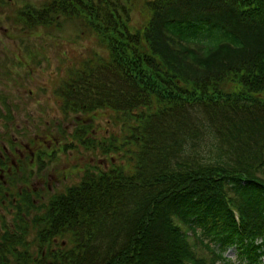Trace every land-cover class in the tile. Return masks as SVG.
<instances>
[{
    "label": "trees",
    "instance_id": "16d2710c",
    "mask_svg": "<svg viewBox=\"0 0 264 264\" xmlns=\"http://www.w3.org/2000/svg\"><path fill=\"white\" fill-rule=\"evenodd\" d=\"M46 1H10L12 20L29 31L76 18L110 50L70 79L63 110L110 113L122 127L96 137L110 161L96 165V184L33 217L38 249H18L27 229L1 232L12 241L0 264H230L229 249L264 264V0H148L137 31L118 0ZM26 191L10 192L29 209L22 225Z\"/></svg>",
    "mask_w": 264,
    "mask_h": 264
},
{
    "label": "rangeland",
    "instance_id": "374dc122",
    "mask_svg": "<svg viewBox=\"0 0 264 264\" xmlns=\"http://www.w3.org/2000/svg\"><path fill=\"white\" fill-rule=\"evenodd\" d=\"M10 1L13 2V0H5V3L0 5V106L4 111H8L7 105H4L7 103L11 110L4 112L7 115L5 117L0 115V145H5L9 152L11 138L16 142V147H21L22 143L26 144L28 141H35L36 136L46 137V140L50 141L48 135L52 131L58 133L60 126L67 130L69 144L75 145L73 148L75 150L71 153L79 157V162L75 159L71 161L81 164L82 169L85 170L93 156L96 165L108 167L110 165L108 156L103 155L99 149L96 151V148L93 150L92 147L91 149L83 147L80 141L73 139V135L77 131L78 124L86 125L92 129L89 137L96 141V137L105 138L113 132L120 133L122 126H114L109 121L110 113H98L96 116V112L90 114L82 111L65 115L60 105L62 94L67 93L66 81L73 79L83 69L85 62H90L91 58L95 61L100 57L108 58L109 48L95 30L84 33L79 28L80 20L76 18L62 25L63 28L40 25L37 29L24 31L22 24L12 20L14 16H18L19 10L12 6ZM33 1L35 6L40 8L46 0ZM147 1L118 0V3L126 7L130 17L129 29L137 31L149 22L152 10L147 5ZM21 6L23 9L20 10H29L26 5ZM118 9L120 12L123 10L121 5ZM82 150L88 151H84L88 154L86 160L81 157ZM67 159L68 157L63 155L62 160L50 167L51 171L54 172L57 168L56 173L61 174ZM115 161L120 162L116 159ZM84 172H79V175ZM38 180L37 177L36 190L45 192L42 195L44 196L42 202H47L49 196L52 197L55 192L62 191L66 185L65 182H56L52 191L46 192V187H42ZM68 184H72V181H68ZM45 185H48L47 182ZM37 214L38 210L32 212L34 217ZM13 221H18L13 207L7 201H0V234L1 227L11 226ZM29 229L25 234L24 244L18 248L22 250L29 247V250L34 251L38 249L37 244L34 243L38 232L33 226L30 228V222ZM190 239L194 243L193 237ZM70 247L69 244L65 247V251ZM194 247L199 256L210 257L200 245ZM225 256L231 261L230 264H244L239 262L234 249L225 252Z\"/></svg>",
    "mask_w": 264,
    "mask_h": 264
},
{
    "label": "flooded vegetation",
    "instance_id": "af4514ba",
    "mask_svg": "<svg viewBox=\"0 0 264 264\" xmlns=\"http://www.w3.org/2000/svg\"><path fill=\"white\" fill-rule=\"evenodd\" d=\"M66 83L68 86L69 81H66ZM68 87L70 88V85ZM72 89L75 90L76 88H72ZM66 95L67 94L65 93L62 96L61 105H60L61 108L63 107V104L65 103ZM6 105L8 107L7 110L11 112L10 105L7 103ZM61 110L65 115L70 114L67 111H64L63 108ZM8 111H4V112H8ZM78 112H82V110ZM72 113H76V112H72ZM92 113H95V112L93 111ZM10 116L11 115H8V117ZM58 129H59L58 133L57 132L54 133L53 131L50 132V134L48 135L50 137V138L48 137L50 141H47L46 137L40 138L39 136H36L35 141H28L26 144L22 143L23 146L16 147L15 145L16 142H14L11 138V141L9 142L11 144L9 152L7 151V148L5 147V145H0V190L3 189L6 195V197H3L2 195H0V201L1 202L7 201L9 204H11V206L14 209L16 217L20 209L23 210V214H24L26 211H29V209L26 210V207L19 208L18 207L19 197L11 196L10 192H13L16 189H19L20 194H22L23 188L25 187L26 190H28L26 191V193L31 194L33 198V203H34V205H32V208L30 209L31 216L28 217V220H29L28 223L30 222V228L31 226H33L32 219L35 216V215H32V212L34 211L36 212L38 210V214H39L38 219H41L42 218L41 212L46 211L47 208L51 206V203L55 201L56 199L57 201L55 203H58L59 200L61 202V200L68 197L69 195L68 190L70 188H73L75 186H77L78 188H82L85 186L96 184V164L93 162L94 157L93 156L91 157V163L86 166L85 170L82 169L81 164L74 163L75 161H71V159L72 160L75 159L77 160V162H79L78 161L79 157L75 156L74 153H71V152H74L75 149L73 148L75 147V145L73 143L69 144V141H67L70 139L67 137L66 129L61 128L60 126ZM91 134H92V129H90V127H86V125L84 126V125L78 124L77 131L76 133H74L73 139L78 142L80 141L83 147L86 146L88 149H91L92 147V149L95 150L94 148H96V141H94L93 139L91 140V138L89 137V135ZM58 138L61 140H58ZM84 151L88 152L87 150L81 151L82 159H85L88 155ZM63 155L68 157V159L66 160V165L63 168V172L62 173L60 172L61 174L56 173L57 168H55L54 172L51 171L52 169H50V167L53 164H55L57 161L62 160ZM86 170L95 171V172L94 173L84 172L82 175H79V172L86 171ZM37 177L39 178L38 181H40L42 187H46V192L52 191L51 189L53 188V184H55L56 182H65L66 185L62 191L55 192L52 195V197L49 196V199L47 202H42L43 200L42 197H44L42 195H44L45 192L44 190L43 191L36 190L35 179ZM87 179H94V181L88 182ZM68 181H72V184H68ZM46 182L48 185H45ZM31 191L33 192L31 193ZM63 193L65 195L62 196ZM57 208H58V205L52 207L51 208L52 213L57 214L56 212ZM40 224L41 223L37 222V226L35 227L33 226L36 231H38V226ZM21 228H23L24 230L25 229L30 230L29 224L23 226L18 221L17 222L13 221L11 226L10 225L4 226V227L2 226L1 230L3 234L7 233L8 231L11 232L12 234H21L22 233ZM38 240H39L38 238H35L34 243H37ZM54 240H55V244L65 243V241L62 240L61 237H56L54 238ZM11 241H12L11 238H8L7 241H5L0 234V248L5 247L4 244H9V242ZM13 242H15V240H13ZM41 243L50 245L52 244V241L51 239H48ZM23 244H24V238H20L18 247ZM43 253L46 254L47 249H44ZM49 257H50V254H49Z\"/></svg>",
    "mask_w": 264,
    "mask_h": 264
}]
</instances>
